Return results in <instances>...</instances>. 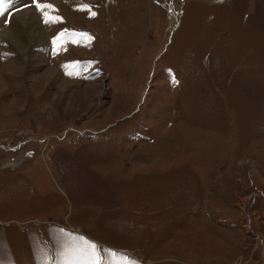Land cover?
<instances>
[{
  "label": "rangeland",
  "instance_id": "rangeland-1",
  "mask_svg": "<svg viewBox=\"0 0 264 264\" xmlns=\"http://www.w3.org/2000/svg\"><path fill=\"white\" fill-rule=\"evenodd\" d=\"M45 2L0 17V264H57L60 229L264 264V0Z\"/></svg>",
  "mask_w": 264,
  "mask_h": 264
},
{
  "label": "snow or ice",
  "instance_id": "snow-or-ice-1",
  "mask_svg": "<svg viewBox=\"0 0 264 264\" xmlns=\"http://www.w3.org/2000/svg\"><path fill=\"white\" fill-rule=\"evenodd\" d=\"M11 6V0H0V17H4L8 8ZM35 7L43 16V21L46 24H55L63 21V17L59 15H52V12L57 11L55 6L51 3L45 2V0H32L31 5H25V7ZM81 10H87L91 17H95L97 13L91 10V6L83 4ZM8 19H5V23H9ZM66 32H61L53 39V44L57 45L63 40ZM83 38L87 39L89 43L94 37H91L87 33L80 34ZM58 50H63V46L60 45ZM78 63L71 65L73 70L76 69ZM66 69L69 65L64 66ZM67 74L71 75L72 71ZM174 79V78H173ZM60 233L63 235L64 240L60 244L57 255L60 257L57 264H116L112 259L105 261V257L113 258L118 254L110 249L101 250L94 242L88 241L81 236H77L73 233L65 232L60 229ZM119 264H135V261L130 260L126 255L119 254Z\"/></svg>",
  "mask_w": 264,
  "mask_h": 264
},
{
  "label": "bare ground",
  "instance_id": "bare-ground-1",
  "mask_svg": "<svg viewBox=\"0 0 264 264\" xmlns=\"http://www.w3.org/2000/svg\"><path fill=\"white\" fill-rule=\"evenodd\" d=\"M29 13V12H28ZM25 17V16H24ZM30 19V18H29Z\"/></svg>",
  "mask_w": 264,
  "mask_h": 264
}]
</instances>
